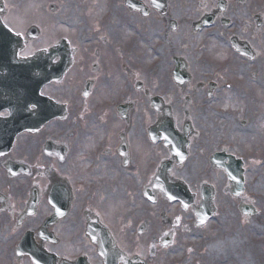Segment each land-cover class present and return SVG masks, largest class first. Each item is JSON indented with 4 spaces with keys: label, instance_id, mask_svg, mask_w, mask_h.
I'll return each instance as SVG.
<instances>
[{
    "label": "flooded vegetation",
    "instance_id": "1",
    "mask_svg": "<svg viewBox=\"0 0 264 264\" xmlns=\"http://www.w3.org/2000/svg\"><path fill=\"white\" fill-rule=\"evenodd\" d=\"M135 1L137 0H119L115 7H111L109 2L107 16L100 15L98 8L95 7L86 10L85 14L90 21L97 18V20L104 22L105 27L100 30L102 48L112 46L110 41L120 44L123 40L124 45L129 49V54L132 55L137 46L136 42L132 45L128 41V35L132 29L129 17L138 15L142 20H146L153 13H156L157 17L159 16L161 20H164L166 25L165 29L153 31L152 34L159 36L160 41L165 39L166 45L173 51L174 47L169 36L179 30V22H186V20L178 19L177 14H172L174 18L168 17L170 16L169 3L164 14H161L148 1L144 2L145 5H143L148 8V15L144 17L137 10ZM51 3L54 7L45 16L38 7V3L32 8V11L26 13L17 11L14 7L11 8L10 3H2L5 8L4 20L15 25L27 21L42 25L44 21V24H49V18H52L58 10L57 4ZM184 9L190 10L189 8ZM191 12L193 18L188 24L194 37L216 39L221 47L233 53L230 57L237 56L242 61L245 60L250 63L257 59L261 60L260 54L262 49L264 50L262 44L264 39V0H197L196 6L191 9ZM173 21L177 23L176 31L171 25ZM44 37L45 34L39 40L30 43L21 55L28 57L35 50L47 48V40ZM167 37L169 43H167L168 40L166 42ZM100 43L98 41V45ZM208 46L206 44L203 51H207ZM164 49L165 47L161 46L159 52L164 51ZM112 52L113 49L106 48L107 60L103 61L102 64L104 72L107 71L111 78H113L112 75H115L117 77V80L114 79L115 83L120 85L118 74L120 62L114 59ZM224 56L229 57V55ZM85 59L86 57L74 59L73 69L80 63L82 64L81 68L87 69L85 65L88 63L84 62ZM224 60L227 62L229 59L224 58ZM216 61L220 60L216 59ZM231 61L234 62V59ZM187 62L188 72L193 76L200 77L201 80L198 81L192 77L190 82L187 81L184 84L172 80L166 87L171 86V88L181 91L192 90L191 97H184L186 95L183 93L176 95L175 100L179 103L185 98L193 107L195 100H203L205 91H207L206 96L209 98L210 90L220 88L223 83L221 79L214 81L202 76L205 72L212 70L214 63L209 60L202 58L200 61H190L187 59ZM97 68L101 69L100 64ZM126 70L128 72L125 74L129 78L127 85L130 91L126 96L121 92L119 95H123L122 104L131 105L132 108L127 114H124L119 110L120 103L116 105L115 125L109 135L103 138V145L106 146L105 151H100L103 163L102 167L97 169L99 172L98 180L89 188L88 199L79 201L84 197L81 192L86 187L85 185L81 186L79 182L87 178L89 173L76 165L68 170L66 177L74 201L65 221L60 222L53 230L59 239L58 244L53 245L54 238L49 240L50 242H46L45 249L60 260L63 258L65 264H107L99 251L98 233L100 232L106 240V246L110 248L109 254L118 248V250L123 251L127 258L138 255L151 263L154 258L153 255L156 259L161 253L171 252L172 248L157 249L153 254V241L143 240L146 239L147 233H151L153 224V211L146 196V189L154 181L160 166L165 164L167 176L183 181L189 188L191 195L183 196V201L176 204L178 211L177 209L173 211L178 213L175 217L169 213L168 207L159 215L157 214L161 218V226L170 229L175 228L176 239L177 231L191 235L195 245L192 248L196 250L203 262H208L214 258L213 251L216 245L224 244L234 228L243 229L253 222L255 217L260 216L259 213L250 215L251 212L248 208L258 207L260 197L257 187H263L264 184L253 181L249 185L251 169L244 167L245 189L241 193H239L238 188L234 189L232 173L226 168L232 164V153L227 152L217 144L215 138L219 136L218 131L201 130L202 125L194 122L195 120L191 119L200 130L189 132L185 129L186 120L184 118L177 119L175 121L177 128L175 136L167 137L162 142L154 144L149 132L152 122L150 123L142 116L139 119H134L133 112L137 106L141 108L148 106L149 95L151 96L153 91L157 90L158 85L156 84L158 83L154 84L150 81L143 65L139 72L131 67H127ZM108 79L110 80V78ZM93 94L94 91L92 90L88 99H91ZM20 140L16 145L17 147L21 144ZM34 142L36 145L39 144V141ZM186 146L187 156L185 157ZM56 153L57 151L53 152L51 156L57 157ZM13 161L22 164L24 159H13ZM222 161H224V167L221 166ZM6 162L7 160H0V172L2 174L0 176V216L7 221V227L3 233H11L4 237V241L13 244L16 241H21L27 231H24V225L29 220L19 224L27 200H22L21 206L13 201L14 195L11 193L17 192L16 195L20 196L22 191L8 187L9 182L16 180V178L9 175ZM36 173L37 166L34 170L33 168L30 170V175L33 176ZM53 182V179L40 177L32 186H38L40 196L44 198L48 187ZM120 185L128 187L129 192H133L135 196H140L143 207L138 215L128 210L122 211L120 204L116 201L115 192V189ZM27 195L30 196V190ZM186 199L192 201L188 210L184 208ZM162 201L165 202V199ZM40 212L52 215L54 209H42ZM121 213H126L123 220H121ZM203 216L211 218L203 223ZM255 222L258 224L257 220ZM143 225H145L144 231H142ZM140 231L143 234L140 235ZM35 241H41L38 234L35 235ZM157 246L160 247V243L157 242ZM59 247H63L62 252H60ZM224 255L225 257L228 256L226 253ZM24 262L32 264L30 259L23 260L22 264ZM56 264H61V261ZM196 264L203 263L198 261Z\"/></svg>",
    "mask_w": 264,
    "mask_h": 264
},
{
    "label": "rangeland",
    "instance_id": "2",
    "mask_svg": "<svg viewBox=\"0 0 264 264\" xmlns=\"http://www.w3.org/2000/svg\"><path fill=\"white\" fill-rule=\"evenodd\" d=\"M15 2H24L27 4L30 0H14ZM54 0H49L52 2ZM79 2H85V0H78ZM77 0H59V12L55 14V25L57 28H63L69 30L72 35L76 36L77 43L81 50L80 54H77L76 59L81 54H89L92 50V44L100 34L105 26L103 21H97V18L91 21L87 18L86 10L89 8L88 4H79ZM93 4L91 7L98 8L99 14L107 16V6L109 2L111 7H115L119 0H90ZM122 1V0H121ZM197 0H169L170 15L177 14L178 19L183 18L186 22H179L180 29L177 33L170 35L172 46L175 47V52L168 51L169 48H165L164 51L159 52L161 46L165 45V42L160 41V37L152 34L153 31L164 29L166 23L161 20L156 13H153L151 17L146 20H142L138 15L130 16V23L132 29L129 33L128 41L133 45L136 42L137 49H135L132 55L129 54V49L124 45L122 40L120 44L110 41L111 45L116 48V60L128 63V68L136 69L138 72L140 68L146 69L150 81L158 83L157 90L155 92L166 96L168 93L174 94L176 90H170L166 85L172 82L171 74L174 70L173 57L183 56L186 59L193 61H200L202 58L207 59L215 65L211 71L202 74L203 77L213 79L214 76L221 74V82L223 83L221 88L217 89L214 95L209 99L204 96L203 100L194 101L198 103V109L191 113V117L198 116L199 123L206 131H218L217 144L221 148H225L227 151L232 152L237 157H245L251 162H255L257 168H251V176L254 178H264V50L262 49L260 59L253 61L252 63L242 61L240 57L237 58L240 61H235V65H225V70L216 67V59L224 60L227 58L224 55H231L229 50L220 46L216 39H203L196 38L190 32L189 21L192 20L191 9L196 6ZM31 4V3H30ZM184 8H189L187 11ZM44 14V13H43ZM122 15L123 12H121ZM46 14H44L45 16ZM43 16V17H44ZM50 19V18H49ZM96 20V21H95ZM51 22V19H50ZM92 23L94 25H92ZM107 25V24H106ZM62 37L71 39L69 33L61 31ZM97 36V37H96ZM108 37V36H107ZM101 39L102 36H99ZM98 39V38H97ZM108 39H110L108 37ZM56 36H52L51 43L56 41ZM208 44V50L203 51ZM264 45V39L262 40ZM203 51V53H202ZM103 52L101 49L96 50V55L99 56L101 62L103 60ZM96 56L95 61L98 60ZM231 59H233L231 57ZM94 61V62H95ZM229 61V60H228ZM227 61V62H228ZM221 63V62H220ZM219 63V64H220ZM260 64V65H259ZM94 65V63H93ZM106 74L107 71H105ZM120 78L121 74L118 72ZM214 74V75H213ZM114 76V75H112ZM76 78V75H73ZM117 80V77H115ZM195 80L200 81L201 78L197 77ZM235 81L234 85L228 88V85ZM125 80L121 87H118L111 80L104 79V90L110 96L112 102L119 100V92L127 95L129 93V86L125 85ZM164 83V85H161ZM60 87L59 90L51 88L48 90V94L55 98L71 102L74 104V108L71 110L70 118L67 122H56L49 125L42 133V136L53 139L58 143H66L72 150L79 147L82 154L88 155L91 158V162H79L72 163L70 161L67 164L61 165L64 174L68 172L73 165L82 168L89 175L84 180L80 181V185H85L81 194L84 195L79 201L88 199L91 188L94 182H96L97 176H99L98 168L102 167L103 159L96 153V149L100 146V143L92 144V138L96 136L99 130H104L102 124H105L106 135L108 136L110 131L114 128L115 122L113 119V113L110 110V103L108 96L102 90H99L94 99L93 104H89L88 111L83 110L84 104L81 100L75 97V91L72 86ZM191 97V96H190ZM109 98V99H110ZM184 105L183 103L179 104ZM94 111H98V114L102 117V123H99V127H94L97 122L94 118L96 115ZM140 115H145L148 120H154V112L147 110L146 108L139 111ZM245 125V126H243ZM221 135V136H220ZM226 136L227 139H226ZM43 139V138H40ZM226 140V141H224ZM29 141V142H27ZM32 138L20 141L21 144L16 151V155L20 158L30 159L32 156H36L38 153V146ZM106 146L103 145L101 151H105ZM79 155V150L75 151V156ZM8 157V156H7ZM69 159V156H68ZM44 162L49 165V160L44 159ZM73 164V165H72ZM43 173V171L41 172ZM48 177V176H46ZM22 179H17L13 184L15 186L22 184ZM262 181L261 180H258ZM99 182V181H98ZM101 183V182H99ZM258 193L261 212L263 216H257L254 221L251 222L253 227L246 226L243 229H233L232 238L227 241L224 246H220L217 250H214L215 257L208 262H203L199 259V254L196 250H193L191 245L193 242L189 240V235H180L176 241V246L172 250V254H163L153 261V264H196V261H201L203 264H264V186H258ZM128 187L120 185L115 189L116 201L124 208H130L128 210L132 212H139L142 208L140 200H134L131 202L133 192H129ZM165 202L159 201L156 206H152L153 210V231L149 234L148 240L159 239L167 227H162L161 218L158 216L159 211H162ZM175 209L177 207L173 206ZM178 211V209H177ZM159 212V213H158ZM260 212V213H261ZM158 213V215L156 214ZM175 217L178 212H169ZM46 213H41L39 217L34 220H30L25 225V230L36 229L41 225L45 219ZM257 220L258 224H256ZM7 221L0 216V264H21L15 258H13L11 245L4 243V237L9 236L11 233L4 234L6 230ZM65 224V223H64ZM11 226V224H9ZM231 237V236H230ZM133 238V237H131ZM60 252L63 251V247H59ZM228 256L224 257V253ZM187 257V258H186Z\"/></svg>",
    "mask_w": 264,
    "mask_h": 264
},
{
    "label": "water",
    "instance_id": "3",
    "mask_svg": "<svg viewBox=\"0 0 264 264\" xmlns=\"http://www.w3.org/2000/svg\"><path fill=\"white\" fill-rule=\"evenodd\" d=\"M22 41H19L15 36H13L6 28H4L3 25L0 24V98L5 99L6 97H9L6 95L11 89L12 86L10 84V80L13 82V86L15 88L21 87L24 88L27 91V99L29 97V94L33 96L34 91V97L37 101H40L41 103H44V100L38 97V92L40 88L49 80V76L41 79H33V74L30 70H27L26 68L28 66H32L33 63H23L20 64L15 60L16 52L21 48ZM22 67L24 70L23 72H17L16 70L18 68ZM33 67V66H32ZM10 69H12L14 72L10 73ZM45 74L43 71H41V77H43ZM2 92V93H1ZM2 106H0V109ZM4 108V107H3ZM165 115L167 113V119L169 118V109L163 108ZM24 130L21 125H16L14 127V124L11 120L5 121L0 120V146L4 148L3 150L0 149V155L6 154L8 150L11 149V147L14 144V141L16 139V136L21 133V131ZM169 187H172V185H169ZM59 193V194H58ZM62 198L61 199V196ZM68 197L66 198V193L62 189H59L56 192H52L50 195V203L56 205L58 208L57 213L58 215H55L54 217L48 219L42 230L41 233L47 232L49 227H52L56 219H61L66 215L65 209L68 208L69 203L67 202ZM61 202V208L58 207L59 203ZM38 204V201H33L32 206L30 207V213L28 214L31 216L34 214L36 210V206ZM60 212V213H59ZM30 234H27V238L24 239L22 245L20 246L18 252L20 255L23 254H29L34 261L36 259H40L41 261H44L45 255L47 253L42 252L39 248L37 249L35 246H30ZM42 253V254H41ZM116 261L123 262L124 258L123 255H117ZM132 264H135L136 261L132 260Z\"/></svg>",
    "mask_w": 264,
    "mask_h": 264
},
{
    "label": "snow or ice",
    "instance_id": "4",
    "mask_svg": "<svg viewBox=\"0 0 264 264\" xmlns=\"http://www.w3.org/2000/svg\"><path fill=\"white\" fill-rule=\"evenodd\" d=\"M17 35H19V33H17Z\"/></svg>",
    "mask_w": 264,
    "mask_h": 264
}]
</instances>
